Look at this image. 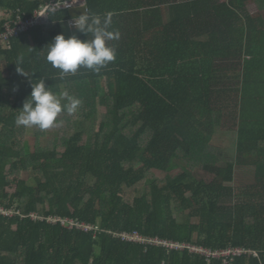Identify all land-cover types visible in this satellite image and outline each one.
<instances>
[{
    "label": "trees",
    "instance_id": "16d2710c",
    "mask_svg": "<svg viewBox=\"0 0 264 264\" xmlns=\"http://www.w3.org/2000/svg\"><path fill=\"white\" fill-rule=\"evenodd\" d=\"M45 2L0 0V14L29 18ZM84 3L92 15L111 12L119 33L100 72L61 78L46 61L45 46L74 19L68 10L0 46V264H222L118 236L133 231L240 248L231 264H264V0ZM39 79L82 105L56 127H32L30 145L15 121ZM219 129L233 136L229 158L213 144ZM237 167L253 171L240 189Z\"/></svg>",
    "mask_w": 264,
    "mask_h": 264
},
{
    "label": "clouds",
    "instance_id": "9594fccd",
    "mask_svg": "<svg viewBox=\"0 0 264 264\" xmlns=\"http://www.w3.org/2000/svg\"><path fill=\"white\" fill-rule=\"evenodd\" d=\"M50 11L55 12L56 6H50ZM112 23L111 12L101 17L90 14L86 8L84 14L74 18L73 25L92 38L81 40L71 36L66 39L63 34H58L44 48L47 49L46 61L59 70L61 78L68 74L74 75L79 68L100 72L116 58L115 49L107 44L108 41L119 38V33L110 30ZM19 62L18 60L16 64ZM17 71L26 75L18 68ZM31 87L32 91L16 117L17 126L36 127L45 131L58 126L57 118L62 111L71 115L82 105L80 99L69 95L67 91L59 96L54 94L51 87H46L44 79H39L37 83L32 82Z\"/></svg>",
    "mask_w": 264,
    "mask_h": 264
},
{
    "label": "built area",
    "instance_id": "2783aa9c",
    "mask_svg": "<svg viewBox=\"0 0 264 264\" xmlns=\"http://www.w3.org/2000/svg\"><path fill=\"white\" fill-rule=\"evenodd\" d=\"M84 0H47L44 4L40 5L29 18L23 17V14L19 10L13 13H3L0 14V21L2 22V31L0 32V46L2 48H8L11 39L18 37L20 34L26 32L29 28L34 26H44L49 22V15L51 13H56L65 10H71L76 7L84 6ZM50 6H56V11L51 12ZM73 20H69L67 24L70 27H74ZM0 213L6 214L0 209ZM64 224V222H62ZM70 227L76 226L84 231L90 230L91 227L77 224L73 221L69 223ZM122 241L132 242V243H142V244H152L156 246L166 247L168 249H188L190 252L203 255L207 261L210 259H221L222 264H231L232 258L234 256H240L246 253L240 248H226L222 250L211 251L208 249L196 247L189 244H177L169 243L159 239H147L139 235L137 232L133 231L131 233H120L118 235ZM253 256L257 254L253 251H249Z\"/></svg>",
    "mask_w": 264,
    "mask_h": 264
},
{
    "label": "rangeland",
    "instance_id": "374dc122",
    "mask_svg": "<svg viewBox=\"0 0 264 264\" xmlns=\"http://www.w3.org/2000/svg\"><path fill=\"white\" fill-rule=\"evenodd\" d=\"M248 10L253 16H257L258 13H259L258 10L256 9V7L253 4H250L248 6ZM70 28H73V27H70ZM63 30H70V29L68 28V26L64 25ZM98 112H99V114H101L103 112V109L101 107H99L98 108ZM93 128H94V124L92 122H89L88 124H86V126H85V135H84V138H83L85 141L89 140V136H90V133H91ZM32 132H33L32 129L29 128V130L27 132V140L30 142V145H32V143H33V141H32L33 140ZM217 132H218L217 136L215 138H213V144L215 146H218V147L219 146L223 147V149H224V151L226 153V157L229 158L231 155H234V145H233V141H232L233 136L231 134H228V133H222L220 131V129ZM178 173H179V170L178 169H174V170H172V173H170V176H175ZM155 174L158 177H163V176L166 175L165 173L158 172V171L155 172ZM197 176L199 178H207L206 175L198 174ZM234 177H235L234 186H235V188L240 189V188L252 183L253 171H252V169H249V168L237 167Z\"/></svg>",
    "mask_w": 264,
    "mask_h": 264
},
{
    "label": "crops",
    "instance_id": "0c3cea01",
    "mask_svg": "<svg viewBox=\"0 0 264 264\" xmlns=\"http://www.w3.org/2000/svg\"><path fill=\"white\" fill-rule=\"evenodd\" d=\"M85 6V4H84ZM80 12L82 13V10H80ZM76 18V17H75ZM67 22L64 23V25L68 26V28L70 30H63V33L65 35L66 38L71 37V36H76L79 33V30L77 28H70L68 24H66ZM64 25L62 26V28H64Z\"/></svg>",
    "mask_w": 264,
    "mask_h": 264
},
{
    "label": "water",
    "instance_id": "95a60500",
    "mask_svg": "<svg viewBox=\"0 0 264 264\" xmlns=\"http://www.w3.org/2000/svg\"><path fill=\"white\" fill-rule=\"evenodd\" d=\"M80 10H82V13L80 12ZM85 12H86L85 6H80V7H76V8L69 10L70 16L72 18L79 17L80 15L84 14Z\"/></svg>",
    "mask_w": 264,
    "mask_h": 264
}]
</instances>
